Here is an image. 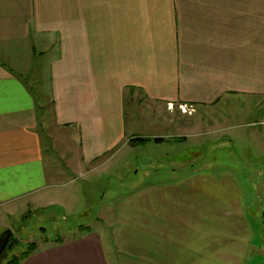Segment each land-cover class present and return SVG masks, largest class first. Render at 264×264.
Instances as JSON below:
<instances>
[{
  "label": "crops",
  "instance_id": "obj_1",
  "mask_svg": "<svg viewBox=\"0 0 264 264\" xmlns=\"http://www.w3.org/2000/svg\"><path fill=\"white\" fill-rule=\"evenodd\" d=\"M234 94L264 95V0H0V212L54 205L70 172L136 138L186 140L202 108ZM138 119L179 130L144 135ZM200 178L125 204L138 209L119 216L126 256L111 262L101 234L83 229L20 264H256L241 198Z\"/></svg>",
  "mask_w": 264,
  "mask_h": 264
},
{
  "label": "rangeland",
  "instance_id": "obj_2",
  "mask_svg": "<svg viewBox=\"0 0 264 264\" xmlns=\"http://www.w3.org/2000/svg\"><path fill=\"white\" fill-rule=\"evenodd\" d=\"M204 112L205 118L192 127V136L186 140L168 135L161 142H136L89 171L70 172L74 179L56 189L59 202L54 205L31 201L11 204L7 211L2 208L0 236L10 229L19 243L4 252L0 264L20 255L30 243L38 248L72 238L83 229L101 234L111 262L126 256L119 239L128 225L119 216L130 217L138 209L124 212L125 204H136L150 186L174 179L185 181L197 174L202 179L222 178L218 181L227 182V186H216L230 203L231 196L234 202V197L241 198L253 231L248 262L264 264V95L234 94L215 107L199 111ZM136 124L137 132L144 135L179 130L173 125L161 129L154 125L151 130L140 119Z\"/></svg>",
  "mask_w": 264,
  "mask_h": 264
},
{
  "label": "trees",
  "instance_id": "obj_3",
  "mask_svg": "<svg viewBox=\"0 0 264 264\" xmlns=\"http://www.w3.org/2000/svg\"><path fill=\"white\" fill-rule=\"evenodd\" d=\"M147 140H150V139H147V138H136V139H134L135 143L136 142H145ZM154 140L161 142L163 140V138H155ZM36 249H37L36 244L30 243L26 250H24L22 253H20V255L15 254L14 256H12V258L6 264H20L24 259L29 257Z\"/></svg>",
  "mask_w": 264,
  "mask_h": 264
},
{
  "label": "water",
  "instance_id": "obj_4",
  "mask_svg": "<svg viewBox=\"0 0 264 264\" xmlns=\"http://www.w3.org/2000/svg\"><path fill=\"white\" fill-rule=\"evenodd\" d=\"M5 234V235H4ZM15 233L8 229L0 236V263L3 252L6 249H11L15 244L19 243V239L16 237L14 240L10 241V237Z\"/></svg>",
  "mask_w": 264,
  "mask_h": 264
},
{
  "label": "built area",
  "instance_id": "obj_5",
  "mask_svg": "<svg viewBox=\"0 0 264 264\" xmlns=\"http://www.w3.org/2000/svg\"><path fill=\"white\" fill-rule=\"evenodd\" d=\"M180 109H181V111H183L185 113H189V114H192L195 111V108L193 107V105L181 104Z\"/></svg>",
  "mask_w": 264,
  "mask_h": 264
},
{
  "label": "flooded vegetation",
  "instance_id": "obj_6",
  "mask_svg": "<svg viewBox=\"0 0 264 264\" xmlns=\"http://www.w3.org/2000/svg\"><path fill=\"white\" fill-rule=\"evenodd\" d=\"M5 235V234H4ZM16 237H15V234L14 235H12L11 237H10V241H12V240H14ZM8 249H6L5 251H7ZM4 251V252H5ZM4 252H3V254H4Z\"/></svg>",
  "mask_w": 264,
  "mask_h": 264
}]
</instances>
